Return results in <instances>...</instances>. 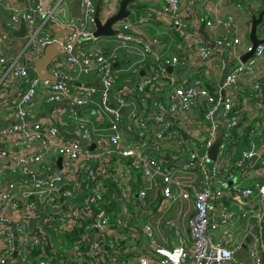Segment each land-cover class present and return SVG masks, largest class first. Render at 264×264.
Segmentation results:
<instances>
[{"label":"built area","instance_id":"obj_1","mask_svg":"<svg viewBox=\"0 0 264 264\" xmlns=\"http://www.w3.org/2000/svg\"><path fill=\"white\" fill-rule=\"evenodd\" d=\"M24 1L27 5L22 15L10 14L4 22L6 30H0V64L4 65L0 81L9 87L25 83L9 115L18 123L0 129V264H8L10 258L9 264H65L66 248L71 247V252L80 258L77 251L83 243L88 246L87 264H264V166L238 179L239 169L255 153L256 142L250 140L249 146L233 159L234 153L224 140L241 122L250 127V137H264L262 83L258 79L251 83V98L255 99L251 107H242L238 99L239 75L247 73L253 80L252 65L264 54V43L258 44L251 59L242 63V54H236L234 47L229 51L239 39H228L225 33L215 40L214 48H208L199 33L189 36L187 31L189 26L197 30L199 19H204L206 27L228 30L233 26L236 30L233 13L221 16L217 10H209L205 2L210 0H164L156 16L167 19L185 37L184 49L158 60L152 71L131 88L123 85L118 90L123 83L117 86L115 82L111 58L127 44H141L143 53L152 47L148 41L136 38L133 24L116 23L114 43L106 52L103 48H88L72 54L80 42L96 39L87 29L94 23L95 0H80L79 19L60 14L65 0H56L44 13L39 4ZM214 1L219 6L231 4L238 10L248 8L256 15L262 0ZM114 2L101 0L102 22L114 14ZM54 15L70 32L59 44L63 57H54L48 66L53 79H47L29 72L20 57L27 49L29 60L35 63L53 43V36L43 33L42 27ZM21 18L29 28L25 47L7 60L3 43L9 39L8 30ZM146 21L147 18L139 19L140 23ZM251 48L249 43L243 53ZM221 50L226 52V59L235 56L237 65L225 72L221 85H212L211 90L207 86L209 72H173V68L185 71L225 64ZM85 74L97 75L99 85L79 83L78 78ZM155 85L161 91L166 85L170 89L162 94L166 101L151 109L147 103ZM129 94L136 98L128 100ZM137 98L141 107L129 114L125 126L121 108ZM37 100L67 103L79 139H66L51 121L28 123L30 106ZM200 107L203 112L199 117L196 111ZM79 111L92 112L94 121L84 119ZM259 114L261 121L257 120ZM130 128L135 132L131 133ZM127 129L137 137L136 141L133 136L126 139ZM218 129L222 130V141L215 159L210 160L208 150ZM182 134L186 141H182ZM177 143L180 148H175L173 159L181 153L187 157L171 162V155L168 160L165 157L163 145ZM53 155L54 159L47 160ZM111 160L114 170L110 169ZM135 171L144 176L149 186L158 187L162 201L192 202L195 213L188 222L189 239L181 238L177 245L166 248L152 237L151 224L144 223L142 232L149 241V250L141 252L133 246L126 253L119 252L120 240L132 236L134 225L130 219H138V209L147 206V187L133 189ZM243 178L253 180L243 185ZM107 182L117 194L118 212L113 217L104 208L108 204ZM84 189L88 193L81 206L73 198L82 195ZM46 210H50L48 232L25 225L32 215ZM81 226L82 233L69 245L66 235ZM241 249L242 255L234 257V252Z\"/></svg>","mask_w":264,"mask_h":264},{"label":"crops","instance_id":"obj_2","mask_svg":"<svg viewBox=\"0 0 264 264\" xmlns=\"http://www.w3.org/2000/svg\"><path fill=\"white\" fill-rule=\"evenodd\" d=\"M56 0H32L33 4H39L41 6L42 13L46 12L49 8H52L55 4ZM72 0H65L62 2L63 7V13H60L64 18H72L71 11H70V4ZM96 1V0H95ZM120 0H115L114 6H115V12L118 10ZM164 0H135L132 4L128 6V9L130 11V14L127 16V18L121 19L120 21L128 22L130 24H133V32L135 33L136 38L141 39L142 41H148L152 44L151 50L148 53H143L141 50V44H130L126 45L125 48H121L118 51L117 56L111 58V64L113 72L115 73V82L117 86L121 83L122 85H119L120 87L116 88L118 90H121V86L128 85L130 88L133 84L137 82L138 79L144 77L147 75V72H151L152 69L155 67V63L163 59L164 57L170 56L171 54H177L185 47L186 39L183 36H180L178 33V30L175 26H173L171 23L168 22L167 19L161 20L157 18L156 11L162 10V4ZM216 1H207L205 2L209 10L215 11L217 10L221 16L226 15L227 13H233L235 15V27L230 26L227 29L222 28V26L211 28L204 26V19H199L198 21V27L197 30L193 28L192 26H189L187 31L189 36L194 34H200L203 42L204 37L200 33V27L202 26L203 31L206 33V36L209 38V40L215 42L217 38H221L225 36V33H228V39L230 38H237L239 39V43L237 45H231L229 47V51H232V47H234V52L236 54H244V48L246 45L250 43L249 41V30H250V23H251V16L253 15V11L248 9L238 10L235 8V6L229 4V5H220ZM27 3L24 0H3V2L0 3V30H6L4 27L5 19L12 13H18L22 15V12L25 10ZM81 6V4H80ZM199 3L196 6L198 9ZM100 7H101V1H100ZM82 11V10H81ZM100 11V10H99ZM99 16V14H98ZM141 18H147L146 22H139V19ZM100 19V17H99ZM23 18L19 20L18 23H16L9 32V39L4 41L3 47L5 52V57L8 59L15 58L18 54H20L24 47L26 42V37L29 34V28L27 24L25 23V27L22 26ZM118 21V23L120 22ZM102 22V21H101ZM38 23H40V19H38ZM57 24V28H52V24ZM117 23V24H118ZM136 25H135V24ZM117 24L113 25V28L117 29ZM69 28L61 24L57 20V15H54V18L49 19L45 22L44 27H42L43 33H49L53 36L55 39L56 37L62 38V41H64L65 37L68 35L67 30ZM87 29L89 31L94 30V23L89 24L87 26ZM70 30V29H69ZM259 38H264V34L260 35ZM154 41V42H153ZM114 43V35L113 36H100L97 37L95 40H88L80 42L77 45V49L75 50V53L79 52L80 50H86L88 48H103L106 51L110 50L112 44ZM45 50V49H44ZM59 51L61 52L60 48ZM44 52V51H43ZM62 53V52H61ZM225 60V64H214L211 68H199V70L196 69H189L188 72H201L203 74L204 72H209V74H206V76L209 78L208 82L212 86L219 85V82L221 80V77L224 76L225 72L230 70L233 66L237 65V61L235 59V56H230L229 59H226V52L224 50H221L220 52ZM56 57H63L56 56ZM241 57V56H240ZM251 57L248 59L250 60ZM247 60V61H248ZM31 61V62H30ZM241 61V60H240ZM20 62L24 63L28 66L29 72H35L34 71V61L29 60V54L27 49L24 51V54L20 57ZM221 63V62H220ZM245 63V62H244ZM253 66V80L250 78L249 74L244 73L239 75V86H240V93L238 95V99L240 102V105L242 107L253 105V101L251 100L250 96L248 95L251 92V83H253L254 80L258 79L259 82L262 83V86L264 87V54L258 58L255 59ZM4 68V65L0 64V70ZM49 70V67H48ZM151 70V71H150ZM72 74L74 73L73 70H71ZM137 72V73H135ZM170 72V71H169ZM173 72H177L179 74L180 70L177 68H173ZM78 82L81 84H92V85H99L97 75L95 74H85L78 78ZM24 84L21 83L17 85H13L9 87V85L6 82L0 81V129L8 128L11 125L17 124V121H14L12 118H10V111L13 109L14 104L18 100V96L20 91L24 89ZM170 89L169 85H166L162 88V91L158 85H155L154 88L150 90V98L149 101L151 103V106H149L151 109L154 108V106L158 102H165L166 96H162L164 93H168ZM128 100L132 98H136L135 96H132L129 94L127 96ZM137 98V101H134L132 104L126 106L124 108V111H121V114L123 116L122 119L125 126L126 121L128 120L129 114L135 112L138 110V108L141 107L140 100ZM148 105V103H147ZM196 111L197 115L200 117L202 116L201 107L197 108ZM79 114L84 119L94 121L95 115L92 114V112L88 111H79ZM26 121L33 122V121H51L56 126H58L59 130L62 132V135L66 139H79V136L77 132H74L75 128L73 127L71 123V118L69 117V105L65 102L56 103V104H48L41 100L35 101L30 106V113L28 118H26ZM63 130L65 132H63ZM131 133L135 132L130 128ZM133 131V132H132ZM129 133V130L127 129V132H125V137L128 139L129 136H133V134ZM182 141H186L185 134H182ZM133 141L137 140L136 136L132 137ZM260 141H257L255 147V152L259 149L264 147V139H259ZM129 141V140H128ZM182 145V144H181ZM180 148V143L173 144V145H163V152H166V159H170L169 155H171V162H176L177 160L182 161L187 156L185 153H181L177 155L176 160L173 159V153L176 147ZM92 149H95V146L91 145ZM22 153V152H21ZM24 153V152H23ZM149 154L150 152H146ZM262 158V160H261ZM264 153L261 157L258 158L257 163L247 169L245 172L241 173L238 171L237 178L241 180L243 175L251 174L253 173L258 167L264 166ZM54 159V155L49 157L47 160ZM186 160V159H185ZM261 160V161H260ZM259 162L261 163L260 165ZM37 167V166H34ZM112 170L115 169V166L113 165V160H111V168ZM47 175H50V173H47ZM244 181L242 182L243 185H246L251 180H245L246 178H243ZM133 189L138 188L139 186L147 187V198H146V207H141L138 209V215L139 217L149 215L152 221V237L154 240L166 247L169 246V244H172V247L177 245L179 240L181 238H184L185 240L189 239L190 237V228H189V220L194 216L195 210L194 206L192 205V202L189 200H172V201H162L163 198L160 194V191L158 187L149 186V183L145 180L144 176L141 175L138 171L134 172V180L132 182ZM109 190H114V187L112 189H109L107 187V192ZM88 191L84 189V192L82 194L83 200H85V196L87 195ZM115 200L117 201V194L114 193ZM78 205L79 204L77 203ZM118 205V202H117ZM79 206V207H81ZM50 210H46L41 214L38 215H32L31 218L27 219L25 221V225L32 229V230H42L45 229L48 232V222H47V213ZM118 212V211H117ZM154 212H157L158 214L154 216ZM110 217H113V212H110ZM138 217V218H139ZM115 219H112L114 221ZM129 228V226H128ZM129 230V229H128ZM242 228H239V232H241ZM132 236L131 237H124L122 240H120L121 245L119 248V252L126 253L127 249H130V247L138 246L141 252H145L149 250L150 244L149 241L145 238L143 232H142V226L136 227L134 225V229L132 230ZM182 231V232H181ZM186 232L187 236H182V233ZM221 233V230L218 232ZM159 235L161 240L157 241L155 235ZM172 239V241H171ZM175 239H177V243H175ZM87 243H83L78 251L77 256L80 258H77L72 252L71 247L66 248V257H65V264H87L89 262L88 256H87ZM168 248V247H166ZM13 255L12 257H14ZM13 258H10L8 260V264L10 263V260Z\"/></svg>","mask_w":264,"mask_h":264},{"label":"water","instance_id":"obj_3","mask_svg":"<svg viewBox=\"0 0 264 264\" xmlns=\"http://www.w3.org/2000/svg\"><path fill=\"white\" fill-rule=\"evenodd\" d=\"M100 1H95V12H94V30L92 32L93 36L95 38L100 36H113L117 29L113 28V25H115L118 21L121 19L127 18V16L130 14V11L128 9V6L132 4L135 0H120L118 10L115 14L108 17L104 22H101L99 19V10H100ZM70 11L71 16L75 19H79L81 17V6H80V0H72L70 4ZM264 15V9H262L257 15L251 16V23H250V30H249V41L251 43V50L248 52H245L241 55L240 60L242 63L246 62L254 52L255 47L260 44L264 43V38H259L257 34V28L260 22L263 19ZM22 26L25 25V21H22ZM52 28H57V24L53 23ZM200 33L204 37L205 45L208 48H214L215 43L206 36V33L203 31L202 26L200 27ZM70 30H67L66 34H69ZM62 42V38L56 37L53 41V43L49 44L43 54L38 58V60L34 64V71L39 77L47 78V79H53L52 75L48 71V66L50 65L52 59L56 56L64 55L59 51V44ZM72 54H75V49H73ZM168 71H172V68L169 67ZM224 76L221 77V80L219 82V85L222 84ZM121 111H124V107L121 108ZM223 137V133L221 129H218L217 131V137L212 144V146L208 150V157L210 160H214L217 154V151L219 149V146L221 144ZM93 147V145H92ZM264 153V147L259 148L239 169L241 173L245 172L247 169L253 167L256 163L259 157L262 156ZM73 202L82 204L83 203V197L82 195L73 198ZM122 217V216H121ZM124 219V217H122ZM243 249L238 250L234 252V257H239L242 255ZM15 255V252L14 254Z\"/></svg>","mask_w":264,"mask_h":264},{"label":"trees","instance_id":"obj_4","mask_svg":"<svg viewBox=\"0 0 264 264\" xmlns=\"http://www.w3.org/2000/svg\"><path fill=\"white\" fill-rule=\"evenodd\" d=\"M264 9V0L261 1V5L259 7V9L256 12V15L262 10ZM257 33H259L260 35L264 34V15H263V19L260 22V24L258 25L257 28ZM180 72H184V70H180ZM208 88L211 90L212 86L210 84H207ZM251 96V92L248 94ZM252 101H255L254 98H251ZM262 103H264V95L261 99ZM148 105L151 106L150 101H148ZM205 111V110H204ZM201 112H203V109H201ZM250 136L248 134V128L244 127L242 125V122L239 124V126L237 128L232 129L231 131V135L229 138L224 139L225 142H227V146L229 149H231L233 151V159H236L240 156L241 151L245 148H247L249 146L250 143ZM260 141V140H257ZM257 141H255L257 143ZM261 163L259 162L258 165H260ZM107 186L109 187V189L113 188V185L109 182H107ZM115 190H109V192H107V194L105 195V199L108 201V204L106 205L105 209L107 211V213L113 212V214L117 213V201L115 200V196H114ZM83 231V227H78L73 229L69 234L66 235V241L69 245H72L74 240L78 239V237L80 236V234Z\"/></svg>","mask_w":264,"mask_h":264},{"label":"rangeland","instance_id":"obj_5","mask_svg":"<svg viewBox=\"0 0 264 264\" xmlns=\"http://www.w3.org/2000/svg\"><path fill=\"white\" fill-rule=\"evenodd\" d=\"M196 70H199V68L198 69H196ZM184 72H188V70H185ZM198 74H201V72H197ZM181 77V76H180ZM261 119H262V115L261 114H259L258 116H257V120L258 121H261ZM248 128V134H249V130H250V127H247ZM250 136V135H249ZM251 139L250 140H253L254 142L255 141H257V140H259V138H257V137H255V138H252V137H250ZM262 139H264V137H261ZM261 160H262V158H261ZM260 160V161H261ZM263 160H264V158H263ZM106 207V205H104V208ZM131 207H133V206H131ZM158 213L157 212H154V216H156ZM130 222H131V224H133V225H135L136 227H139V226H142L144 223H152V221H151V218L149 217V215H145V216H142V217H139L138 219H130ZM152 225V224H151ZM182 232V231H181ZM222 232H224V233H226V234H229L230 233V231L228 230H222ZM156 236V239H157V241H160L161 240V238H160V236L159 235H155ZM182 236H184V237H186L187 236V233L186 232H183L182 233ZM171 241H172V239H171ZM175 243H177V239H175V241H174ZM166 247H168V248H171L172 247V244H169V246H166Z\"/></svg>","mask_w":264,"mask_h":264}]
</instances>
